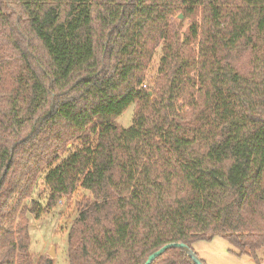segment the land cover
I'll return each mask as SVG.
<instances>
[{
  "label": "trees",
  "instance_id": "trees-1",
  "mask_svg": "<svg viewBox=\"0 0 264 264\" xmlns=\"http://www.w3.org/2000/svg\"><path fill=\"white\" fill-rule=\"evenodd\" d=\"M243 46L247 76L228 62ZM45 173L47 205L28 208ZM79 190L70 264H144L217 236L262 264L264 0H0V264H30L25 215ZM152 264L195 263L171 248Z\"/></svg>",
  "mask_w": 264,
  "mask_h": 264
},
{
  "label": "rangeland",
  "instance_id": "rangeland-1",
  "mask_svg": "<svg viewBox=\"0 0 264 264\" xmlns=\"http://www.w3.org/2000/svg\"><path fill=\"white\" fill-rule=\"evenodd\" d=\"M177 16V32H176V49L180 54V58H188L190 53L194 52L185 44L187 29L191 24V19L180 18ZM163 56L162 45L156 50L153 62L147 72L146 86L153 89L158 78L160 61ZM255 57L254 49L251 46H243L229 56V64L234 66L241 74L247 76L253 59ZM137 106L132 105L116 122L120 127L128 128L132 125L136 114ZM79 148V144H72L68 147L69 153L62 158L68 157L70 153ZM46 173L41 176L38 184L33 192L32 197L27 201L28 208H32L33 202L37 203L41 209L47 205L49 190L44 182ZM83 191L79 190L70 197L63 198L59 204L48 213L41 214L36 218L34 213L28 212L25 215L28 223V251L29 263L41 264L50 261L52 264H70L68 259V234L70 227L76 218L75 204L78 202ZM54 248V256L50 255V251ZM193 249L197 257L204 264H257V262L249 256H238L235 248H233L226 240L221 237H215L209 241H198L193 245ZM259 258L264 264V250L258 253Z\"/></svg>",
  "mask_w": 264,
  "mask_h": 264
},
{
  "label": "water",
  "instance_id": "water-1",
  "mask_svg": "<svg viewBox=\"0 0 264 264\" xmlns=\"http://www.w3.org/2000/svg\"><path fill=\"white\" fill-rule=\"evenodd\" d=\"M180 18H183V15H181ZM150 95H152V93H150ZM171 248H181V249H183L188 254V256L193 260V262L195 264H204L197 257V255L191 249H189L188 246H186L184 244L166 245L163 248H161L158 251H156L153 254H151L148 257V259L146 260V262L144 264H152L158 257H160L161 255H163L168 249H171ZM54 254H55V250H54V248H52V250L50 251V255L51 256H54Z\"/></svg>",
  "mask_w": 264,
  "mask_h": 264
}]
</instances>
